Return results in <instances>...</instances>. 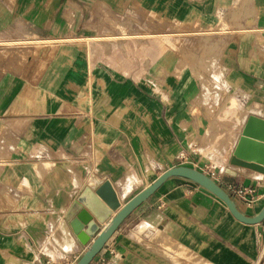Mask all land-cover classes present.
Segmentation results:
<instances>
[{"label":"crops","instance_id":"0c3cea01","mask_svg":"<svg viewBox=\"0 0 264 264\" xmlns=\"http://www.w3.org/2000/svg\"><path fill=\"white\" fill-rule=\"evenodd\" d=\"M250 115L264 119V0H0V264L78 263L86 187L110 182L123 207L175 167L256 217L264 174L230 162ZM90 264H264V221L171 177Z\"/></svg>","mask_w":264,"mask_h":264},{"label":"water","instance_id":"95a60500","mask_svg":"<svg viewBox=\"0 0 264 264\" xmlns=\"http://www.w3.org/2000/svg\"><path fill=\"white\" fill-rule=\"evenodd\" d=\"M230 162L233 166L264 174L263 118L255 115L248 117L243 125ZM171 177H183L204 187L223 201L232 215L242 223L260 224L264 221V209L256 217L245 216L238 210L236 204L224 189L204 173L192 168L182 166L168 170L123 207L111 183L105 181L96 188L95 192L90 187H86L78 198L77 202L82 207V210L73 219L71 223L72 229L82 244L87 245L92 241V245L76 264H90L121 222ZM103 202L108 207V210L103 208ZM112 212L118 213L107 227L101 231V224L106 222Z\"/></svg>","mask_w":264,"mask_h":264},{"label":"rangeland","instance_id":"374dc122","mask_svg":"<svg viewBox=\"0 0 264 264\" xmlns=\"http://www.w3.org/2000/svg\"><path fill=\"white\" fill-rule=\"evenodd\" d=\"M220 31V30H219ZM213 77H214V79L215 80H217L216 79V77H215V75H213ZM222 78V77H221ZM220 82H222V81H220ZM215 86V85H214ZM210 90L212 91V90H215V91H212V92H216V94L217 95H219V93L221 92V89H212V87L210 88ZM220 91V92H219ZM232 101H234V102H232ZM235 99H233V98H230V111H231V115H230V119L231 120H236V117L237 118H239V114L238 113H234L235 112V110L237 109V105H236V103H235ZM237 102V101H236ZM241 105H243V103L242 102H239ZM235 114H236V117H235ZM228 118V120H230ZM232 126H235L236 127V123H233L232 122ZM225 130H228V128H226ZM222 135H221V141H219V139H218V142L215 144V148H214V150L216 151V155L218 156V155H222V154H224L225 152H226V149H225V147H226V145H227V141L229 140V139H232V137H233V133H232V131H230L229 133H228V131H227V133H225V131H223L222 133H221ZM221 146H223V148H221ZM224 152V153H223Z\"/></svg>","mask_w":264,"mask_h":264},{"label":"built area","instance_id":"2783aa9c","mask_svg":"<svg viewBox=\"0 0 264 264\" xmlns=\"http://www.w3.org/2000/svg\"><path fill=\"white\" fill-rule=\"evenodd\" d=\"M236 192L241 195V196H247L249 195V193H251L252 191L247 190L245 188L239 187L236 188ZM46 264H74V261L72 258L70 257H66V258H61V259H54L52 257H49L48 260H46Z\"/></svg>","mask_w":264,"mask_h":264},{"label":"bare ground","instance_id":"6f19581e","mask_svg":"<svg viewBox=\"0 0 264 264\" xmlns=\"http://www.w3.org/2000/svg\"><path fill=\"white\" fill-rule=\"evenodd\" d=\"M240 109H242V110H243V108H240ZM247 119H248V118H247ZM247 119H246V120H247ZM246 120H245V122H246ZM245 122H244V124H245ZM223 153H224V152H223Z\"/></svg>","mask_w":264,"mask_h":264}]
</instances>
